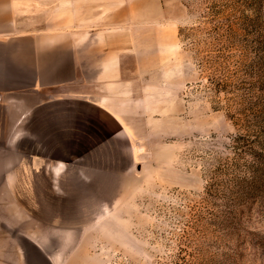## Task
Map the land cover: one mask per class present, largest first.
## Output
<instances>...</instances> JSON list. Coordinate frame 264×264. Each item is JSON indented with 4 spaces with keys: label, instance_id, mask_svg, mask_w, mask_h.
I'll list each match as a JSON object with an SVG mask.
<instances>
[{
    "label": "rangeland",
    "instance_id": "obj_1",
    "mask_svg": "<svg viewBox=\"0 0 264 264\" xmlns=\"http://www.w3.org/2000/svg\"><path fill=\"white\" fill-rule=\"evenodd\" d=\"M19 20L123 35L140 108L114 172L61 170L0 221V264H264V188L223 216L264 157V0H19Z\"/></svg>",
    "mask_w": 264,
    "mask_h": 264
},
{
    "label": "crops",
    "instance_id": "obj_2",
    "mask_svg": "<svg viewBox=\"0 0 264 264\" xmlns=\"http://www.w3.org/2000/svg\"><path fill=\"white\" fill-rule=\"evenodd\" d=\"M122 36L36 29L20 22L19 0H0V221L61 170L114 172L116 137L129 142L140 108Z\"/></svg>",
    "mask_w": 264,
    "mask_h": 264
},
{
    "label": "trees",
    "instance_id": "obj_3",
    "mask_svg": "<svg viewBox=\"0 0 264 264\" xmlns=\"http://www.w3.org/2000/svg\"><path fill=\"white\" fill-rule=\"evenodd\" d=\"M244 166L246 167L247 175L236 179L233 190L228 191V199L230 197V202L224 206L223 216L228 227V233H230L229 230L232 229L233 225H235L236 229L239 228L243 214L254 203L255 198L260 196L261 191L259 190H261V187L264 188V183L261 178L264 157H261V155L258 158L254 157L247 164H244ZM237 196L238 199L236 198Z\"/></svg>",
    "mask_w": 264,
    "mask_h": 264
}]
</instances>
